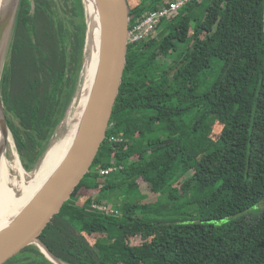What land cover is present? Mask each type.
Here are the masks:
<instances>
[{"label":"trees","instance_id":"1","mask_svg":"<svg viewBox=\"0 0 264 264\" xmlns=\"http://www.w3.org/2000/svg\"><path fill=\"white\" fill-rule=\"evenodd\" d=\"M75 1L72 16L84 18V1ZM169 1L127 0L129 29ZM202 4L193 0L163 19L154 38L128 45L106 138L40 235L64 263L264 264V207L251 211L264 201V0ZM80 23L69 28L56 0H20L1 96L29 173L59 139L78 95L86 47ZM216 123L223 126L218 146L208 140ZM104 150L110 154L101 156ZM190 170L183 197L206 199L194 217L180 206L177 219L176 203L163 196ZM6 264L54 263L30 245Z\"/></svg>","mask_w":264,"mask_h":264},{"label":"water","instance_id":"2","mask_svg":"<svg viewBox=\"0 0 264 264\" xmlns=\"http://www.w3.org/2000/svg\"><path fill=\"white\" fill-rule=\"evenodd\" d=\"M14 1L15 5L13 3L14 8L10 13L14 9L15 13L9 26L5 19L10 18L12 14L6 16L3 13L5 4H3L4 0H0V104L4 121L3 129L5 128L2 131L5 135L6 144L10 140V131L1 96V78L20 4V0ZM83 1L85 13H87V2L86 0ZM96 1L99 4L102 16L103 50L100 72L89 111L76 145L49 189L33 203L15 224L0 235V264H6L30 245L38 246L47 259L54 264H66L49 250L41 241L40 235L55 216L59 214L64 204L72 196L75 188L90 171L110 128L113 109L119 95L127 63L130 33V9L128 2L127 0ZM11 26L12 29L10 31ZM88 37L89 23L86 29L87 44L84 59L87 55L86 51L88 52ZM85 70L81 68L82 77L79 82V92L71 106L73 113L81 92ZM62 127L66 128V121ZM65 133L64 131H60V135Z\"/></svg>","mask_w":264,"mask_h":264},{"label":"bare ground","instance_id":"3","mask_svg":"<svg viewBox=\"0 0 264 264\" xmlns=\"http://www.w3.org/2000/svg\"><path fill=\"white\" fill-rule=\"evenodd\" d=\"M14 2V0H4L3 2L5 4L3 13L6 16L12 14L10 18L5 19L9 26L15 13V9L10 13L14 8ZM86 2L89 11L88 55L85 77L76 108L74 113L71 110L66 119V133L60 135L59 139L50 147L40 166L31 175H28L30 177L29 182H26L25 177L22 181L11 179L8 160L6 159V152L11 139L6 144L0 104V235L15 224L33 203L49 189L78 141L98 80L103 50L102 16L99 4L96 0H86ZM18 172L23 175L25 173L24 168L19 166Z\"/></svg>","mask_w":264,"mask_h":264},{"label":"rangeland","instance_id":"4","mask_svg":"<svg viewBox=\"0 0 264 264\" xmlns=\"http://www.w3.org/2000/svg\"><path fill=\"white\" fill-rule=\"evenodd\" d=\"M56 1L58 2V7L60 8V10L62 12V15H64L66 17V20L68 22L69 28L75 29V27L77 25H80L81 24L80 22H82V23H85L86 29H87V24L89 23L88 11H86L87 13H85V17L84 18L79 16L80 12H79V15L77 17H74V16H72V14H73L72 9L76 5L75 4V2H76L75 0H56ZM203 3L204 4H202L200 9H204V8L208 7L210 5V3H211V0H203ZM11 29H12V27L10 28V31H11ZM86 42H87V40H86ZM8 50H9V48H8ZM7 53H8V51H7ZM86 54L88 55L87 51H86ZM87 55L85 56V59H84L85 62H86ZM84 61H83L82 67H81L82 70H83V68L85 70V62ZM187 116H189V114H187ZM222 130H223V126L221 124L216 123L215 125H213L211 127V129L209 130L208 140L211 139V141L213 140L216 143V141L220 138ZM61 131L62 132L63 131L66 132L67 129L62 127ZM8 145L9 146H8V151L6 152V159L8 160V167H9V172H10L11 179L12 180L22 181L23 177H25L26 178L25 179L26 182H29L30 181V177H28V175H31L32 173L31 172L29 173L26 170H24L25 173L23 175L19 174L18 167L19 166L23 167V165H22V163H21V161H20V159L18 157L19 155L16 152L15 145L12 143V141H10V143ZM216 146H218V143H216ZM109 154H110V152L104 150V151L101 152L100 155L101 156H107ZM19 163H20V165H19ZM192 174H193V171L190 170L187 173V175H186L188 177V180H184L181 184L176 185V187L173 190H169L163 196L165 199L166 198H170L172 201H174L176 203V208L178 209L177 210V216H178L177 219L179 218V214L181 213V210H179L180 206H185L186 209L184 211H189L190 213H192L191 217H194V216H197V214H195L196 209L201 208V205H203L202 202L206 199L203 195H197L194 192H192L193 194H190L188 197H183L190 190V188L192 186V183H193ZM145 190H147V189H144L143 191L147 192ZM91 199L93 200L94 198H91ZM110 200L112 201V199H110ZM166 203H168L167 200H166ZM263 207H264V201L261 202L257 207H255L251 211H258V210L262 209ZM159 215L160 214L153 213L150 216L157 217L158 219L171 218L172 217V214H168V213H165L163 215L161 214L160 216ZM185 218L188 219V216H186ZM231 220L232 219H226V220H221V221H213L212 223L217 225V226H220L222 224L230 222ZM135 240L136 241H140L141 242L140 244L144 243V241L142 239H138L137 238ZM135 242L131 241L130 244H132V245L138 244V243H135Z\"/></svg>","mask_w":264,"mask_h":264},{"label":"built area","instance_id":"5","mask_svg":"<svg viewBox=\"0 0 264 264\" xmlns=\"http://www.w3.org/2000/svg\"><path fill=\"white\" fill-rule=\"evenodd\" d=\"M192 1L193 0L169 1V3L163 7L146 12L143 17L138 20L134 28L130 30L129 44L141 42L148 38H154L156 36L158 25L163 19L174 16ZM113 171L114 168L111 167L108 169H101L100 173L101 175H107ZM92 207L97 211H107V206L104 204L100 205L98 203H93Z\"/></svg>","mask_w":264,"mask_h":264}]
</instances>
